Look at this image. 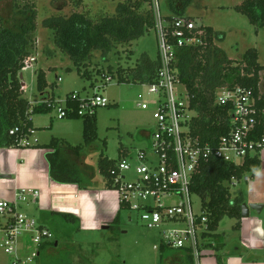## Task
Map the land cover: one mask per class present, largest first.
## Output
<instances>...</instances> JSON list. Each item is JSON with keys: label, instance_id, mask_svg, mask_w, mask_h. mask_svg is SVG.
<instances>
[{"label": "trees", "instance_id": "16d2710c", "mask_svg": "<svg viewBox=\"0 0 264 264\" xmlns=\"http://www.w3.org/2000/svg\"><path fill=\"white\" fill-rule=\"evenodd\" d=\"M0 2H6L0 15V148H19L30 131H34L32 118L50 114L53 109L28 101L24 97L20 78L26 67L25 61L36 51L37 6L21 0ZM168 3L173 16L166 17L188 18L185 15L194 0H168ZM237 11L246 16L257 29L264 28V0H247L237 7ZM44 27L53 32L55 45L72 60L78 73L83 78L92 79L94 73L89 71V67L94 53L101 52L103 58H106L117 46L132 47L135 41L155 29V13L151 0H124L112 17L99 14L91 17L89 14L74 13L67 18H49L45 20ZM202 29L205 33L204 44L179 50L174 71L180 83L187 88L191 109L197 112V118L191 123L192 135L204 145L216 147L220 138L228 135L232 129L230 107L217 104L219 92L224 88L236 87L251 90L253 96L260 99L259 107L263 108L264 94L260 84L264 66L259 64V54L254 49L247 51L241 62L230 60L225 51L215 44L216 40L221 41L224 36L207 26ZM158 70L159 60L152 61L144 56L136 68L127 70L118 67L114 70L110 67L105 73L98 70L97 75L105 80L110 77L120 84L149 85L155 81ZM91 87L95 88L96 84L92 83ZM53 88L54 85L47 81L46 73L40 71L37 76L38 98L35 103H53L56 99ZM70 95L71 93L67 98ZM68 107L77 110L78 103L68 99ZM95 117L81 118L76 113H68L66 119L84 121L83 146L73 147L54 138L49 145L43 147L54 150L48 156L50 175L54 181L84 186L92 184L93 179L88 177V172L83 177L80 167L76 165L80 163L81 152L97 143ZM13 129L19 131L12 136L10 131ZM256 136H264V121L258 127ZM103 147H106V142ZM127 155L128 152L124 150L121 159L114 161L105 157L102 152L99 169L106 188L113 189L114 173L118 172V164ZM260 167L261 160L258 157L247 158L241 166L210 160L203 163L194 176L192 193L201 200L209 219V233L204 236L209 241L204 249L210 250L209 253L218 257L220 262L221 252L226 248L223 235L218 232L220 223L225 218H230L237 220L236 229L240 227L242 207L247 202L244 192L233 200L229 186L234 181L242 182L246 177L252 179ZM123 212L126 211L121 208L109 229L120 223ZM64 218L70 221L71 217L65 215ZM50 245H54V242ZM161 253L165 264H195L191 251L187 249L174 250L163 244Z\"/></svg>", "mask_w": 264, "mask_h": 264}, {"label": "rangeland", "instance_id": "374dc122", "mask_svg": "<svg viewBox=\"0 0 264 264\" xmlns=\"http://www.w3.org/2000/svg\"><path fill=\"white\" fill-rule=\"evenodd\" d=\"M35 3L37 6V33L35 37L36 51L32 57L36 63L22 72V84L26 85L24 97L34 103L38 98L37 76L40 71L46 73L47 81L53 84L52 92L59 103L57 109L50 114L41 115L36 124L53 123L57 125V136L69 135L74 146L83 145L84 121L69 122L68 119L59 121V109L64 106L66 97L73 92L93 94L92 83L100 88L99 93L110 101V105L98 108L97 143L94 151L88 154L87 148L83 154L84 161L91 166L95 179L92 187H103L104 178L100 173L99 160L103 152L110 160L119 161L122 151H127L129 164L136 165V151L146 147L148 142L142 136L150 134L156 127L154 113L158 110V98L149 93V86L142 83L120 84L117 80L105 84V78L98 76L97 71L105 73L110 67L116 70L136 68L144 56L156 61L159 55V38L157 31L151 30L138 41L128 45L117 46L112 53L103 58L101 52L94 53L89 71L94 73L92 79L83 78L78 73L72 60L61 52L54 42V34L44 27L45 20L54 16L70 17L74 13L89 14L91 17L99 15L114 16L117 8L124 0H21ZM247 0H194L188 8L186 17L201 21L204 26L214 29L224 36L223 40L215 41L216 46L225 51L228 58L235 62L243 61L249 50H256L259 54V64L264 66V28L257 29L249 19L237 11ZM6 2H0V15L5 9ZM159 7L164 17L173 16L168 0H159ZM21 77V76H20ZM61 78L59 82L57 79ZM23 86V85H22ZM260 89L264 94V72L261 73ZM177 94L186 100V89L177 87ZM141 104L148 105V110H142ZM106 142V147H103ZM123 148V150H122ZM264 165V152L260 155ZM136 177L129 173L128 180ZM84 184V182H83ZM248 184L245 181L232 184L230 187L232 199L240 193L246 194ZM194 211L200 214L202 202L199 198H192ZM130 218V219H129ZM70 230L62 233L60 229L50 231L54 235L53 242L60 245L55 254L48 257L43 253L32 264H165L161 258V246L164 238L160 229H149L141 221L137 213L123 212L121 221L115 228L96 233H80L71 222L64 218ZM236 221L225 218L218 232L225 237L227 247L238 242ZM61 232V234H60ZM29 245L31 243L29 242ZM201 264H216L214 257L209 254L201 257ZM168 264H174L168 262Z\"/></svg>", "mask_w": 264, "mask_h": 264}, {"label": "built area", "instance_id": "2783aa9c", "mask_svg": "<svg viewBox=\"0 0 264 264\" xmlns=\"http://www.w3.org/2000/svg\"><path fill=\"white\" fill-rule=\"evenodd\" d=\"M155 13V30L159 38V70L156 79L149 84V93L157 96L158 110L154 113L156 127L148 134V145L136 151V165L129 164V154L118 164L114 173L113 189L118 193L120 209L137 213L149 229H160L164 244L174 250L191 251L195 264H201V257L210 255L205 250L209 239L208 214L201 206V213L194 211L192 201V182L203 163L210 160L241 166L247 158L258 157L264 152V136H256L258 127L264 121V107H259L260 99L253 96L251 90L241 87L222 89L217 98L219 106L230 107L232 129L228 135L220 138L216 147L203 144L192 135L191 123L197 118V112L191 109L190 97L185 85L180 83L174 71L179 50L198 47L204 44V25L191 18L164 17L159 0H151ZM36 58L25 61L26 68L32 67ZM23 69V70H24ZM61 81V78L58 80ZM107 78L105 84L112 83ZM23 85V91L26 85ZM177 87L186 89V100L177 94ZM96 87L92 95L73 92L66 97L59 109L58 119L76 113L79 117H94L98 108L110 105ZM68 99L78 103V109L68 107ZM33 104L46 105L55 111L56 101ZM148 110L146 104L139 106ZM19 129L10 131L15 135ZM34 131H30L32 134ZM129 173L136 179L128 180ZM243 181L249 183L250 177ZM238 182L234 181V185ZM33 199L38 198L37 191H30ZM26 191H20L13 202L0 199V217L7 219L4 238L0 247L11 257L10 264H32L40 257V251L46 244L53 242L54 235L41 226L35 218L17 210L18 202L26 201ZM29 237L30 255L21 257L19 245L23 237Z\"/></svg>", "mask_w": 264, "mask_h": 264}, {"label": "crops", "instance_id": "0c3cea01", "mask_svg": "<svg viewBox=\"0 0 264 264\" xmlns=\"http://www.w3.org/2000/svg\"><path fill=\"white\" fill-rule=\"evenodd\" d=\"M85 95L91 94L86 93ZM39 116L41 115L32 118L34 132L22 141L21 147L0 148V199L13 202L18 192L26 191L28 199L18 202V212L35 218L41 226L53 232L55 229H60L62 233L70 230L64 219L65 215L71 217L68 222H71L80 233L104 231L103 227L112 225L120 212L118 193L115 189L106 188L105 185L100 188L92 187V184V186H84L77 183L64 184L54 181L50 175L48 160L49 154L54 150L43 147L49 145L54 138L73 147L77 146L72 144L69 135L57 136L55 129L57 125L53 123V118L49 123L45 121L42 125H37L36 119ZM59 121L63 120L59 119ZM69 122L78 121L69 120ZM142 138L148 141L149 135L146 134ZM87 150H89V155L94 151L92 146ZM83 152L84 150L80 155V163L76 166L80 167L83 177L85 172H88V177L94 180V172L89 167L91 165L84 161L88 154L84 155ZM247 184L246 205H264L262 160L260 169ZM30 191L38 192L36 200L33 199ZM235 221L237 224V220ZM6 225L7 219L0 217V244L4 238ZM236 230L238 242L236 240L229 247L226 245L224 251L221 252V262L213 254L209 256L214 257L216 264H264V209L260 214L251 210L250 216L242 218L240 227ZM223 239L225 243L224 236ZM59 245V241L54 242V245L49 243L41 249L40 257L43 253H46L48 257L53 256ZM30 252L29 237L25 236L20 241L19 254L21 257H28ZM10 262L11 257L0 247V264H10Z\"/></svg>", "mask_w": 264, "mask_h": 264}, {"label": "water", "instance_id": "95a60500", "mask_svg": "<svg viewBox=\"0 0 264 264\" xmlns=\"http://www.w3.org/2000/svg\"><path fill=\"white\" fill-rule=\"evenodd\" d=\"M20 78L22 79L23 76L21 75ZM263 209H264V205H256V204L246 205L245 204L242 207V218H248L250 216V211L251 210L257 212L258 214H260V213H262ZM109 227H110V225L109 226H105V227H103V230H108Z\"/></svg>", "mask_w": 264, "mask_h": 264}]
</instances>
